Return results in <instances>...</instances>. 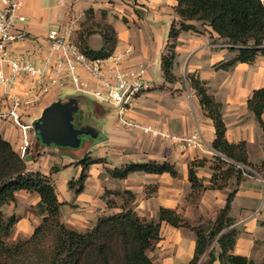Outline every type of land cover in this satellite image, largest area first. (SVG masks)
<instances>
[{"label": "crops", "instance_id": "crops-1", "mask_svg": "<svg viewBox=\"0 0 264 264\" xmlns=\"http://www.w3.org/2000/svg\"><path fill=\"white\" fill-rule=\"evenodd\" d=\"M20 1L24 4L23 14L28 20V31L34 36L45 37L50 30L46 27L47 23H49V10L43 7L42 0ZM100 1L102 0H71L70 4L67 3V6H64L62 3L66 2V0H61V8L57 14L61 15L64 20L61 23L59 22V24L65 23L70 17L77 21L85 15L84 12L90 9H93L95 13L101 14L103 11H108L109 8L107 7H112V4L107 2L104 4L100 3ZM120 1L123 2L122 5H120L123 6L122 8H127L133 12L136 11L141 16L140 22L146 23L147 26L153 23H156L158 26V24L161 23L159 34H161L163 30L165 33V37L161 36L162 38H158L159 45L157 53L161 55V52L170 44L169 31L172 24L174 21L179 20L175 14V0ZM262 1L264 3V0ZM55 19L58 21L57 15L53 17L54 21ZM167 19H169V24H167V22L165 23ZM193 24L198 28L203 26L204 30H201L200 33L190 31L180 34L177 40L176 52L178 55V62L183 64V69L180 70V67H178V69H175L174 73L177 77L183 75L185 78H187L188 74H195L201 81L207 84L209 93L223 105V118L227 128V140L233 144L242 141L246 142L249 161L253 165L258 166L264 160L263 131L255 115L248 109V100L252 96L254 90L264 88V56H259L253 64L238 63L229 70L218 69L217 66L219 64L235 58L237 53L232 52L227 41L213 34L208 26L202 25L201 23ZM116 29L117 32L120 33L116 50L123 49L127 47L128 44H131L134 48V52L129 58L127 65L135 66L138 63H142L143 65L145 63L147 64L148 61L146 58H148V51L144 49V51L141 52L140 49H137V42L132 38L135 36L129 33L128 29L127 32H125L126 29L124 26H119ZM77 31H80V25L76 28L73 39ZM89 46L93 50H100L103 46L102 39H100V43H96L94 47L90 44ZM30 48H32L31 44H20L16 46L17 51ZM160 69L162 77L159 83H153L148 72L145 74V78L150 83L151 88L154 85L168 84L165 83L161 65ZM179 84L180 83H178V85ZM175 85L178 88L177 83H175ZM188 92V95H186L185 92L180 93V95L175 97L176 100H173L174 102L172 101V105L178 106V109L169 110L168 114L166 112L163 114L164 118L169 116L168 118L175 119L176 126L173 127L172 125L167 126L162 124L163 129H155L162 133L180 137H187L196 131H200L206 144L212 147V143L215 139L214 124L211 119L206 117L195 91L190 86H188ZM144 96L143 94L133 107V109H138L136 112L139 114L145 109L144 101L142 100ZM66 97H47L42 105L31 108L25 112L24 121L31 123L37 120L43 109L55 100ZM88 100L95 103L90 98L79 97V101L83 102L80 103L81 106L86 104ZM194 103L193 112L191 108ZM85 109L87 108L84 107V110ZM133 109L128 112V117H131V119L133 118ZM155 109L157 108H154V110ZM155 111L161 112L160 107ZM37 113L38 115L35 116ZM94 117L97 119L103 118V116L96 113H94ZM262 119L264 121V114ZM77 121H80V118H78ZM84 122L80 125H86ZM158 122H161L159 118ZM96 127L105 139L92 145L81 158H75V156H73L75 152L62 153L55 147H43L38 143L35 132L31 133L32 145L27 159L28 168L30 171H40L52 177L58 199L60 202L67 203L61 211L63 222L79 231L91 229L95 226L100 216H109L121 211V200L119 198L125 191H129L135 195L132 206L136 212H138L139 208L145 202L146 204L149 203L148 205L150 207L145 206L146 208L141 210L144 217L149 213L146 214L147 207L153 209L152 212L155 211L156 208L155 218L162 207L176 210L181 214L179 212L181 197L175 185L176 183H174L176 178L172 177L170 174H146L159 178V180L155 181L159 185L157 195L151 200L142 198V196L139 195L144 188V182H140L138 174L144 173H134L129 175L126 179H118L112 176L110 172L113 170L123 169L132 163H144V161L140 159L141 156L139 152L132 150L139 144L136 146V140H133L130 136H124V133L118 128L121 127L118 123L117 125L115 124L107 128L99 124ZM0 133L12 144L14 150L17 152L16 145L19 142L18 128L11 124L0 122ZM93 143L94 141H91L88 145ZM51 148L62 158H58L56 162L47 160ZM93 150L97 151L98 154L96 156H92ZM186 150L192 157L188 158V156H186L187 154H185V158H182V161L174 159L176 170L178 173L180 172L182 178L189 181L188 164L196 159H205L206 171L203 176H200V173H198V177L204 179L203 183L207 186L210 184L214 172L212 169L214 164L213 157L201 150L192 148ZM87 158H89V160L101 159L103 162L91 164L86 167L84 190L80 194H76L75 190L70 189L68 186L70 182L67 183L66 178L60 171L64 168L75 167L77 170V176L73 179L75 182L84 172V165L81 162ZM54 167L58 169V172L52 173V168ZM162 181L169 183L167 194L164 191L166 185L163 184ZM190 188L192 192V187L190 186ZM234 189H236L237 192L232 202L230 214L235 220L234 227L239 229V236L233 253L260 262L264 260V184L258 177L245 178L239 185H237L236 179L233 178L229 181L228 187L224 190H206L205 192H208V196L210 195L209 198L213 197L215 200V198L220 197L221 204L216 207V209L213 208V210H210L212 206L208 202H206L207 205H205L202 201L200 205V216H206L208 220H215L218 211L225 207L227 197ZM106 192H110V194L106 195ZM115 192H119L121 195H114ZM165 195L167 196L165 197ZM108 200L113 201L115 205L110 207L107 204ZM39 201L40 198L38 195L22 192L18 195L17 204L8 207V209L11 207L17 209L16 206L18 205L19 207L21 202H23L34 207L36 211L35 206ZM18 210L20 211V209ZM18 210H16V212L14 211L19 218L17 226H20V232L22 231L21 234L26 235L25 238H28L32 235L35 227L40 224L41 217L35 214H30L28 217H25L22 216ZM162 229L164 230L162 240L156 245L159 246L157 249H159V257L162 259L160 260V264H188L194 255L196 244L195 234L188 229H176L168 225H163ZM174 238H177L179 241Z\"/></svg>", "mask_w": 264, "mask_h": 264}, {"label": "trees", "instance_id": "trees-1", "mask_svg": "<svg viewBox=\"0 0 264 264\" xmlns=\"http://www.w3.org/2000/svg\"><path fill=\"white\" fill-rule=\"evenodd\" d=\"M174 21L169 31V55L162 58V71L165 83L175 84L177 77L174 68L177 59V40L182 32L200 33L193 23H201L211 29L220 39L227 41L235 58L221 63L218 69L229 70L238 63L253 64L259 56H264V3L262 0H175ZM91 11V9H90ZM109 30L111 36L109 37ZM102 39L100 50H93L88 40L75 43L85 54L93 58H107L117 48V32L112 25L105 24L97 32ZM94 35V33H92ZM91 36V35H90ZM189 86L195 91L200 105L215 128L212 147L235 163L256 169L264 180V160L258 166L249 161L247 144L242 141L230 143L226 138V124L223 118V105L212 96L207 84L195 74H188ZM248 109L256 117L263 131L264 150V88L253 91L248 100ZM213 176L209 186L198 177L196 169L203 166L199 160L188 166V180L192 192L224 190L229 181L236 179L237 185L244 180L242 170L219 157H213ZM206 161V160H205ZM103 160H83L84 172L69 187L80 194L84 190L86 167ZM58 172L56 167L52 173ZM114 178L126 179L134 173L162 175L176 178L178 171L170 163L148 161L132 163L123 169L110 172ZM22 192L36 194L40 201L35 206L41 222L28 238L11 241V236L19 223L14 212L7 213L8 207L16 205ZM237 190L234 189L219 210L215 220L198 225L186 221L176 210L160 208L156 218L141 217L133 208L135 195L125 191L121 211L112 215L100 216L93 228L79 231L62 220L61 211L67 203L60 202L56 187L50 175L40 171H30L27 159L14 150L12 144L0 133V264H156L149 253L162 240V227L188 229L196 236L193 258L188 264H264L245 256L233 253L239 236L231 217L232 202ZM110 192H106V195ZM114 195H121L115 192ZM121 195V197H123ZM111 207L115 203L107 201Z\"/></svg>", "mask_w": 264, "mask_h": 264}, {"label": "built area", "instance_id": "built-area-1", "mask_svg": "<svg viewBox=\"0 0 264 264\" xmlns=\"http://www.w3.org/2000/svg\"><path fill=\"white\" fill-rule=\"evenodd\" d=\"M23 9L20 0H0V122L18 128L16 148L21 158L28 157L34 133V121L25 122V112L42 105L49 96L61 97L62 90L67 89L100 106L115 109L121 127L139 129L185 149L204 151L235 165L244 175L252 172L250 167L235 163L209 147L200 131L180 137L130 120L128 112L151 89L145 78V66L127 65L133 46L115 50L107 58L90 57L73 39L77 28L74 19L60 25V29H50L45 37H37L27 29ZM20 44H31L32 48L17 51ZM260 181L264 184L263 179Z\"/></svg>", "mask_w": 264, "mask_h": 264}, {"label": "rangeland", "instance_id": "rangeland-1", "mask_svg": "<svg viewBox=\"0 0 264 264\" xmlns=\"http://www.w3.org/2000/svg\"><path fill=\"white\" fill-rule=\"evenodd\" d=\"M60 1L61 0H42L43 7L49 10V23H47L46 25L47 29H60V25L67 23L72 18L70 17V19H68L65 23L59 24V22L61 23L64 20V18L61 15L57 14V12H59L61 8ZM105 2L112 4V7L110 6L107 7L109 8L108 11L106 10V11H103L101 14H98V13H95L93 9H91V11L87 10L86 12H84L85 15H83L81 19L77 20L75 18L77 20L76 21L77 27L80 25V31H77L75 38L76 37L78 38L77 39L78 42L81 38L82 40H89L88 44L94 47L96 43L97 44L100 43L101 37L97 33L99 31V28H101L102 26L105 27V24H109V25H112L117 32V29H116L117 27L124 26V28L126 29L125 32H127V29H128L129 33L135 36L132 38L135 39V41L137 42L136 43L137 49H140L141 52L144 51V49L148 51L147 53L148 58H146L148 63L144 64L146 74L148 72V75L153 83H159L162 77L161 69H160V65L162 66V58L170 54L169 48H168L169 44L167 45L166 49H164L161 52V55L157 53V49L159 45L158 38L165 37L164 30L161 34H159L161 30V26H160L161 23L158 24V26L156 23H153L154 25L151 24L150 26L149 25L147 26L146 23L140 22L141 16L136 11L133 12L132 10H128L127 8H122L123 6H120V5H122L123 2H121L120 0L100 1V3H104V4ZM67 3L70 4L71 0H66V2L62 3V5L67 6ZM55 15H57L58 21L56 19L55 21L53 20V17ZM168 21L169 19H167L165 23L167 22V24H169ZM198 29L201 32V30H204V27L200 26ZM110 32L111 31L109 30V37L111 36ZM92 33H94V35H92ZM119 34L120 33L117 32L118 42H119ZM128 45H131V44H128ZM178 67H180V70L183 69V64H180L178 62V55H177L174 72L176 68L178 69ZM176 83H177L178 88L176 87L175 84H169V85L164 84V85L152 86V88L148 91V93L144 94L145 96L142 99L144 101L145 109H143V112L139 114L138 112H136L138 110L137 108L135 109L132 108L134 110V113H132L133 118L131 119L130 117V120H132L134 123L139 124L141 126H145V127L150 126V127L157 128V129H160V128L163 129L162 124H165L167 126L172 125L173 127H175L176 126L175 119L168 118L169 116H166V118H164L163 114L164 112L168 114L169 110L178 109V106H173L174 104L172 105V101L176 100L175 99L176 96L180 95V93L182 92H185L186 95L189 94L188 92L189 83L187 81V78L181 75V77H177ZM178 83L180 84L178 85ZM62 93H63L62 97L80 96L76 92H73L67 89L62 90ZM82 98H85V97H82ZM194 106H195V103L194 105H192V108H191L193 112H194ZM84 107H86L87 109L84 110ZM159 107H160L161 112L155 111L159 109ZM104 108L103 106L97 105L91 102L90 100H88L86 104H83V106H81L80 112L78 113V118H80V121H76V123L80 125L82 122L85 121L84 124L86 125L92 124V126H94L97 130H99L96 127L98 124L105 126L106 128L110 126H114L115 124L117 125L116 110L111 109L110 107L109 108L104 107ZM154 108H157V109L154 110ZM33 112H36V111H33ZM94 113L103 116V118H100V119L95 118ZM36 115H38V113L35 114V116ZM158 118L161 121L160 123L158 122ZM118 128H120L119 130H121L122 133H124V136L127 135L133 138V140H136V146L137 144H139L137 147H134V149L132 150H136L139 152V155L141 156L140 159L143 160L144 163L148 161H155L158 163L167 162L175 166L176 163L174 159L178 161H182L185 158L184 157L185 154H187L186 156H188V158L192 157L190 153H187V150L185 148H182L180 145L173 143L171 141L170 143L169 140L167 141V139H164L162 137L145 134L142 131H139L134 128L133 129L124 128V127L122 128L118 127ZM85 140L87 139H84V141ZM97 154H98L97 151H94V150L92 151V156H96ZM58 158H62V157L57 155V153H55V150L51 148L49 151V156L47 157V160H51V161L53 160L54 162H56ZM196 160H199V162H203V167L196 169L197 173H200V176H203L204 172L206 171L205 169L206 161L205 159H196ZM251 170L252 172L247 171V175L243 174L245 178H249V177L257 178L258 177L259 180H262L259 174L257 173L256 169L251 168ZM60 172L66 178L67 183L72 182L73 179L77 176V170L75 169V167L64 168V169H61ZM138 176L140 178L139 179L140 182H144V188L139 193V195H141L142 198H145L148 200H151L152 198L156 197L159 185L155 181L159 180V178L152 177L151 175H146V174H138ZM201 180L204 181V179H201ZM76 182L77 180L75 181V184ZM162 183L166 185L164 187L165 189L164 191L167 194L169 183L165 181H162ZM174 183H176L175 185L177 187L178 192L180 193L179 196L181 197L179 212L181 213L182 217L186 221L190 222L192 225H198L200 223L208 221V218L206 216L205 217L200 216V205L202 204V201L204 202L203 204L207 205L206 202H208L212 206L210 207L211 208L210 210H213V208L216 209V207H218L221 204L220 197L215 198V200L213 199V197L209 198L210 195L208 196V192H205V191H201L200 193L191 192V188H190L191 185L189 181L182 178V175H180V172L178 173L176 180H174ZM207 186H209V184ZM166 196L167 195H165V197ZM123 198L125 199L128 197L126 195H123V197L119 198L121 200L120 201L121 205L124 203ZM148 204H146L145 202L139 208L137 213L141 217H144L143 214L141 213V210L146 208L145 206H149ZM149 207H147L146 214L148 212L149 213L147 214V216H145V218H155L154 216L156 215V208H155V211L152 212L153 209ZM16 208L17 209H14L13 207H11L10 209H7V213H11L14 211L16 212V210L20 209V211L18 210V212H20L22 216L28 217L30 214L37 215L36 211L34 210V207L29 206L28 203L21 202L19 207L17 205ZM20 229H21L20 226H16L11 236V241H16L20 238H25L26 235H22L21 234L22 231L20 232ZM163 233H164V230L162 229V234ZM174 239L179 241L177 238H174ZM158 247L159 246H155L154 250H152L149 253V255L152 257V259L154 260L156 264H160V260H162L159 257L160 253H159V249H157Z\"/></svg>", "mask_w": 264, "mask_h": 264}, {"label": "water", "instance_id": "water-1", "mask_svg": "<svg viewBox=\"0 0 264 264\" xmlns=\"http://www.w3.org/2000/svg\"><path fill=\"white\" fill-rule=\"evenodd\" d=\"M80 109L79 96L59 98L43 109L40 117L33 122L38 143L43 147H55L62 153L75 152V158L83 157L92 145L105 138L92 125L74 124ZM82 136H90L91 140L84 141ZM91 141L94 143L88 145Z\"/></svg>", "mask_w": 264, "mask_h": 264}, {"label": "flooded vegetation", "instance_id": "flooded-vegetation-1", "mask_svg": "<svg viewBox=\"0 0 264 264\" xmlns=\"http://www.w3.org/2000/svg\"><path fill=\"white\" fill-rule=\"evenodd\" d=\"M80 103H83V102L81 101ZM74 124H75L76 126H82V125H78L76 122H74ZM81 139H82V140L87 139L88 141L91 140L90 136H82Z\"/></svg>", "mask_w": 264, "mask_h": 264}]
</instances>
